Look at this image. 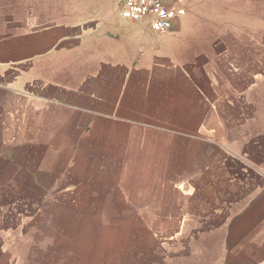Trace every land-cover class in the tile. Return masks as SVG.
I'll return each mask as SVG.
<instances>
[{"label": "crops", "instance_id": "crops-1", "mask_svg": "<svg viewBox=\"0 0 264 264\" xmlns=\"http://www.w3.org/2000/svg\"><path fill=\"white\" fill-rule=\"evenodd\" d=\"M164 1L0 14V264H264V59Z\"/></svg>", "mask_w": 264, "mask_h": 264}, {"label": "rangeland", "instance_id": "rangeland-1", "mask_svg": "<svg viewBox=\"0 0 264 264\" xmlns=\"http://www.w3.org/2000/svg\"><path fill=\"white\" fill-rule=\"evenodd\" d=\"M167 1L174 8L184 5L186 9L198 15L197 22L193 18L186 25L188 30L234 31L240 36L249 38L252 42V51L256 50L255 53H258L259 50L264 59V0H173L171 3ZM117 8L121 14L120 0H0V14L12 17L16 22L40 16L43 19L55 20L75 18L85 26H93L86 24L94 19L97 20L100 15H109L114 10L118 11ZM201 12L219 14L220 21L204 20L200 16ZM85 220V223H90L92 226L102 222L100 217L94 216L85 217ZM102 234L91 231L90 239L98 240Z\"/></svg>", "mask_w": 264, "mask_h": 264}, {"label": "built area", "instance_id": "built-area-1", "mask_svg": "<svg viewBox=\"0 0 264 264\" xmlns=\"http://www.w3.org/2000/svg\"><path fill=\"white\" fill-rule=\"evenodd\" d=\"M121 15L133 21H145L155 32L172 29L175 12L164 0H120Z\"/></svg>", "mask_w": 264, "mask_h": 264}]
</instances>
